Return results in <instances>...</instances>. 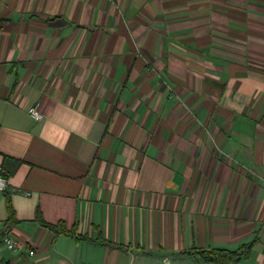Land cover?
I'll return each instance as SVG.
<instances>
[{
  "label": "crops",
  "instance_id": "1",
  "mask_svg": "<svg viewBox=\"0 0 264 264\" xmlns=\"http://www.w3.org/2000/svg\"><path fill=\"white\" fill-rule=\"evenodd\" d=\"M0 166V264H264V0H0Z\"/></svg>",
  "mask_w": 264,
  "mask_h": 264
},
{
  "label": "trees",
  "instance_id": "2",
  "mask_svg": "<svg viewBox=\"0 0 264 264\" xmlns=\"http://www.w3.org/2000/svg\"><path fill=\"white\" fill-rule=\"evenodd\" d=\"M5 203L8 214L7 220H13V207L11 205L9 197L6 198ZM37 217L40 218L38 213ZM43 224L55 231V233H65L81 239L86 238L85 236L76 233L74 227H72L71 229H66L62 221H59L55 225L46 222H43ZM254 240L242 244L237 249H228L222 247L204 248L192 246L185 250L178 251V253L182 255H191L195 258H199L200 260L208 264H232L233 262L238 261L241 257H246L249 254L254 244ZM3 264H7V262L5 261Z\"/></svg>",
  "mask_w": 264,
  "mask_h": 264
},
{
  "label": "built area",
  "instance_id": "3",
  "mask_svg": "<svg viewBox=\"0 0 264 264\" xmlns=\"http://www.w3.org/2000/svg\"><path fill=\"white\" fill-rule=\"evenodd\" d=\"M29 113L33 116V117H39V112L35 109V107H29ZM9 184H8V177L5 174L4 170L2 169V167L0 166V191H5L6 189H8ZM2 243L3 245L9 249V250H15L17 248V246L19 245V239L17 237V235H15L13 232H7L4 234V236L2 237ZM29 253H33V250L30 249Z\"/></svg>",
  "mask_w": 264,
  "mask_h": 264
},
{
  "label": "rangeland",
  "instance_id": "4",
  "mask_svg": "<svg viewBox=\"0 0 264 264\" xmlns=\"http://www.w3.org/2000/svg\"><path fill=\"white\" fill-rule=\"evenodd\" d=\"M170 258H172V257H170Z\"/></svg>",
  "mask_w": 264,
  "mask_h": 264
}]
</instances>
